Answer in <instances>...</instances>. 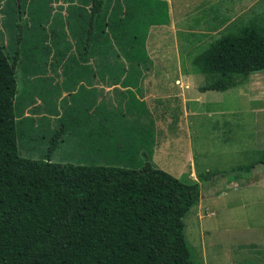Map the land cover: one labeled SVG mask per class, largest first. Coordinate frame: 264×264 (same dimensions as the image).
Segmentation results:
<instances>
[{"label": "rangeland", "instance_id": "374dc122", "mask_svg": "<svg viewBox=\"0 0 264 264\" xmlns=\"http://www.w3.org/2000/svg\"><path fill=\"white\" fill-rule=\"evenodd\" d=\"M166 2L169 22L150 27L146 47L151 62L145 66L127 60L115 41L110 47L93 41L88 53L82 42L79 51L76 30L69 22L75 0H0V42L11 62H17L16 110L34 113L39 108L49 113L56 96L79 81L76 74L82 70L136 76L155 72L164 77L152 81L163 83L162 91L172 95L167 129L175 136L183 112L178 103L184 96L185 140L180 145L182 153L190 154L185 164L170 159L171 167L164 170L202 186L200 202L184 219L195 262L264 264V164L250 167L264 150V70L227 90L202 91L211 78L194 62L222 35L245 24L264 27V0ZM56 28L63 43L57 42ZM47 120L18 123L22 156L57 162L52 139L65 131L62 125L53 131ZM134 134L148 138L154 132L144 127ZM66 151V145L60 146L63 157ZM207 171L214 173L213 178L201 180L200 174Z\"/></svg>", "mask_w": 264, "mask_h": 264}, {"label": "trees", "instance_id": "16d2710c", "mask_svg": "<svg viewBox=\"0 0 264 264\" xmlns=\"http://www.w3.org/2000/svg\"><path fill=\"white\" fill-rule=\"evenodd\" d=\"M75 1L69 22L79 51L82 42L88 53L93 41H115L127 60L150 64L146 41L151 26L169 22L166 0ZM194 62L211 78L200 90L236 86L264 70V27L245 24L224 34ZM18 92L17 62L0 42V264H197L184 219L201 200L200 182L150 162L122 167L24 157ZM61 137L52 139L51 151ZM257 163L264 164V150L250 167Z\"/></svg>", "mask_w": 264, "mask_h": 264}, {"label": "crops", "instance_id": "0c3cea01", "mask_svg": "<svg viewBox=\"0 0 264 264\" xmlns=\"http://www.w3.org/2000/svg\"><path fill=\"white\" fill-rule=\"evenodd\" d=\"M158 75L155 72L136 76L131 72L111 74L82 70L76 74L79 81L63 88L56 96L55 106L49 113L39 108L31 113L23 108L21 121L48 119L53 131L62 125L65 133L53 152L57 162L122 167L150 162L169 170L170 159L185 164L190 158V154L182 153L180 145L185 140L181 128L186 105L183 96L178 103L183 112L177 132L171 136L167 128L172 118L167 112L172 95L162 91L163 83L152 81L164 78ZM175 95L180 99V93ZM144 127H149L154 134L148 138L134 134ZM22 134L21 131V137ZM64 145L67 147L65 157L59 153L60 146Z\"/></svg>", "mask_w": 264, "mask_h": 264}]
</instances>
